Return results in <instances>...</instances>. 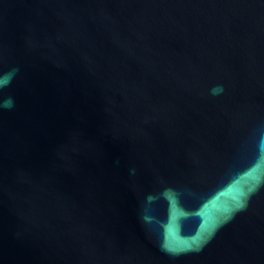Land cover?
Segmentation results:
<instances>
[{"label": "water", "instance_id": "obj_1", "mask_svg": "<svg viewBox=\"0 0 264 264\" xmlns=\"http://www.w3.org/2000/svg\"><path fill=\"white\" fill-rule=\"evenodd\" d=\"M0 264H264V0H0Z\"/></svg>", "mask_w": 264, "mask_h": 264}]
</instances>
